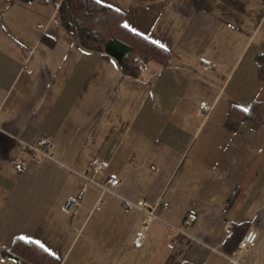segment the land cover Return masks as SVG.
I'll return each mask as SVG.
<instances>
[{
	"label": "crops",
	"instance_id": "1",
	"mask_svg": "<svg viewBox=\"0 0 264 264\" xmlns=\"http://www.w3.org/2000/svg\"><path fill=\"white\" fill-rule=\"evenodd\" d=\"M96 1L168 50L169 65L125 75L83 48L50 0H0V264H20L16 240L57 264H264V116L225 125L233 108L264 103V0ZM42 135L55 148L37 162L24 145Z\"/></svg>",
	"mask_w": 264,
	"mask_h": 264
},
{
	"label": "trees",
	"instance_id": "2",
	"mask_svg": "<svg viewBox=\"0 0 264 264\" xmlns=\"http://www.w3.org/2000/svg\"><path fill=\"white\" fill-rule=\"evenodd\" d=\"M57 7V20L73 33L80 45L88 50L113 57L123 74L138 77L151 62L169 65L171 54L151 40L124 25L123 15L96 0H50ZM264 55L258 58L262 67ZM264 103L255 102L245 111L233 108L225 125L235 130L240 124L257 127L263 120ZM10 254L20 264H57L54 258L34 242L16 240ZM55 261V262H54Z\"/></svg>",
	"mask_w": 264,
	"mask_h": 264
},
{
	"label": "built area",
	"instance_id": "3",
	"mask_svg": "<svg viewBox=\"0 0 264 264\" xmlns=\"http://www.w3.org/2000/svg\"><path fill=\"white\" fill-rule=\"evenodd\" d=\"M42 26H40L41 28ZM202 62L204 63L205 67H209L211 65V62L207 59L202 58ZM200 109L203 110L204 112H209L210 107L207 105V103L203 102L200 105ZM25 149H27L34 160L37 162H40L45 159H51L52 158V152L55 148L54 142L52 139H50L47 136H40L37 143L34 145H24ZM19 165H23V161L21 160H16L15 161ZM103 166V162L100 159H95L92 163V168L95 172H99ZM120 183V178L116 174H112L108 180V185L103 187L104 191L108 192H113V189L116 188ZM125 207L127 209H139L146 213L149 216H152L156 218V215L153 210L149 209V205L147 202H139V203H134L131 201H125ZM77 205V201L75 199H69L65 203L63 209L65 212H71ZM168 204H164V208H166ZM196 220V215L191 214L186 220V224H189L190 222ZM144 237V232H140L137 237V241L135 245L137 247H141L142 245V239ZM257 239V233L256 231L252 230L249 231L248 234L240 240L238 243L237 249L239 252H242L246 249H248L250 246H252Z\"/></svg>",
	"mask_w": 264,
	"mask_h": 264
},
{
	"label": "snow or ice",
	"instance_id": "4",
	"mask_svg": "<svg viewBox=\"0 0 264 264\" xmlns=\"http://www.w3.org/2000/svg\"><path fill=\"white\" fill-rule=\"evenodd\" d=\"M245 111H247V109H245ZM21 239H24L23 237H21ZM36 243H39L38 241H36ZM42 246V245H41Z\"/></svg>",
	"mask_w": 264,
	"mask_h": 264
}]
</instances>
